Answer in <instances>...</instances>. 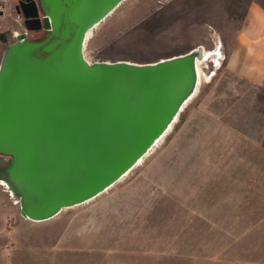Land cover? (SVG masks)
Wrapping results in <instances>:
<instances>
[{
  "label": "rangeland",
  "instance_id": "374dc122",
  "mask_svg": "<svg viewBox=\"0 0 264 264\" xmlns=\"http://www.w3.org/2000/svg\"><path fill=\"white\" fill-rule=\"evenodd\" d=\"M250 1L123 0L93 29L83 52L92 63L203 47L221 53L219 65L205 61L210 81L167 138L94 199L35 222L0 183V264H242V160L264 161V87L224 63ZM12 5L0 0V60L23 31Z\"/></svg>",
  "mask_w": 264,
  "mask_h": 264
},
{
  "label": "water",
  "instance_id": "95a60500",
  "mask_svg": "<svg viewBox=\"0 0 264 264\" xmlns=\"http://www.w3.org/2000/svg\"><path fill=\"white\" fill-rule=\"evenodd\" d=\"M123 0H20L28 31L0 60L3 180L20 215L41 222L117 183L193 94L199 49L151 63H88L85 36Z\"/></svg>",
  "mask_w": 264,
  "mask_h": 264
},
{
  "label": "crops",
  "instance_id": "0c3cea01",
  "mask_svg": "<svg viewBox=\"0 0 264 264\" xmlns=\"http://www.w3.org/2000/svg\"><path fill=\"white\" fill-rule=\"evenodd\" d=\"M247 87H264V0H252L225 58ZM264 153V131L258 142ZM264 161L242 160V264H264ZM253 200V201H252Z\"/></svg>",
  "mask_w": 264,
  "mask_h": 264
},
{
  "label": "bare ground",
  "instance_id": "6f19581e",
  "mask_svg": "<svg viewBox=\"0 0 264 264\" xmlns=\"http://www.w3.org/2000/svg\"><path fill=\"white\" fill-rule=\"evenodd\" d=\"M116 9H117V8H116ZM96 26H97V25H96ZM96 26H95V27H96ZM95 27H94V28H95ZM94 28H93V29H94ZM93 29L87 31L86 36H85L84 47H85L87 41L92 37V33H94V32H92ZM85 48H86V47H85ZM198 49H199V53L201 54V57H200V58L198 57V58L196 59V72H197V82H196V87H195V90H194L193 94H192V95H191V96H190V97L184 102V104L182 105L180 113L183 112V111L185 110V108H187L188 105L191 103V101H192V100L198 95L201 85L210 81V75L205 74V73H204V70L202 69V66H203V64L205 63V61L208 60V59H212L213 62H215V65H219L218 63H219V58H220V54H221L219 51L216 50V51H213V52L208 53L205 49H203V47H198ZM83 52H84V50H83ZM85 52H86V51H85ZM86 62H87V61H86ZM90 62H91V61H90ZM91 63H92V62H91ZM212 67H213V66H212ZM215 69H216V68H215ZM215 73H216V72H215ZM215 73H214V74H215ZM180 113H179V114L173 119L172 123L168 125L167 129L165 130V132H164L159 138H157V139L154 141V143H153L152 146L148 149V151L144 154V156H142V157L137 161V163L134 165V167H133L129 172H126L120 180H122V179H124L125 177H127L128 174H129L132 170H134L135 168L141 166V165L144 163L145 159H146L147 157H149V156L155 151L156 148L159 147V145H160V144H161V143L167 138V136L169 135L170 131L173 129L174 124H176V122L178 121V118H179ZM120 180H119V181H120ZM0 183H1L2 185L6 186V188L8 189V186L5 184V182H4L3 180H2ZM107 190H108V189H107ZM8 191H9L10 195L12 196V195H13V192L10 191L9 189H8Z\"/></svg>",
  "mask_w": 264,
  "mask_h": 264
},
{
  "label": "flooded vegetation",
  "instance_id": "af4514ba",
  "mask_svg": "<svg viewBox=\"0 0 264 264\" xmlns=\"http://www.w3.org/2000/svg\"><path fill=\"white\" fill-rule=\"evenodd\" d=\"M11 1H12L13 5H12V8L10 10L11 14H9V15L10 16L15 15V17H17L19 19L18 23L23 27V31L21 33L17 34V35L24 34L26 36V38L28 40H31V41H40L42 39H45L47 37V35L49 34V32L46 31L43 28H41L38 31H28V30H26L25 23H24L25 22L24 18L22 17L21 14L18 13V9L20 8L19 7L20 6V0H11ZM33 1L36 3L37 9H38L39 18L41 19V22L43 24V18L44 17H43L42 11L40 10L41 0H33ZM9 33H11V32L9 31L7 34H9ZM17 35L14 36L15 37V41H16V36ZM1 38L4 39V41H6V38L4 36H1ZM8 162H9V157L8 156L0 155V179H2L4 177V175L2 173V170L8 164Z\"/></svg>",
  "mask_w": 264,
  "mask_h": 264
},
{
  "label": "built area",
  "instance_id": "2783aa9c",
  "mask_svg": "<svg viewBox=\"0 0 264 264\" xmlns=\"http://www.w3.org/2000/svg\"><path fill=\"white\" fill-rule=\"evenodd\" d=\"M85 59V58H84ZM86 60V59H85ZM88 63H91L90 61L86 60ZM94 63V62H93Z\"/></svg>",
  "mask_w": 264,
  "mask_h": 264
},
{
  "label": "trees",
  "instance_id": "16d2710c",
  "mask_svg": "<svg viewBox=\"0 0 264 264\" xmlns=\"http://www.w3.org/2000/svg\"><path fill=\"white\" fill-rule=\"evenodd\" d=\"M225 67V66H224Z\"/></svg>",
  "mask_w": 264,
  "mask_h": 264
}]
</instances>
